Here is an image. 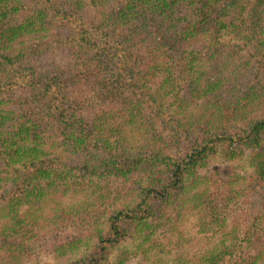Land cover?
<instances>
[{"label":"trees","instance_id":"obj_1","mask_svg":"<svg viewBox=\"0 0 264 264\" xmlns=\"http://www.w3.org/2000/svg\"><path fill=\"white\" fill-rule=\"evenodd\" d=\"M38 242L63 264H264V0H0V264Z\"/></svg>","mask_w":264,"mask_h":264},{"label":"rangeland","instance_id":"obj_2","mask_svg":"<svg viewBox=\"0 0 264 264\" xmlns=\"http://www.w3.org/2000/svg\"><path fill=\"white\" fill-rule=\"evenodd\" d=\"M200 44V43H198ZM259 109H253L252 111H256ZM250 115V114H249ZM123 124V123H122ZM124 125V124H123ZM120 125L116 124V130H118V133L113 129L114 132L110 133V136L114 137V138H119L120 141L125 140V139H129V134L126 131L125 127H121L119 128ZM153 128V127H152ZM132 130V129H131ZM133 131V130H132ZM152 132V138L157 142V143H161L162 142V138L161 136L163 135V133L161 131H159L158 127L155 128V130H151ZM125 133L127 136H125ZM129 136V137H128ZM238 162V160H237ZM236 162V163H237ZM234 167V166H233ZM232 167V161L229 159H218L213 161L210 165H209V169H217L218 171H220L221 173H229L233 170ZM74 202L76 201H81L83 203H85L88 200V194L87 192H83L81 193L79 196L75 197V199H73ZM52 207L50 206H45L42 209H32L28 212V220L32 221V220H40L43 219L45 215H47ZM89 219L88 216H84L82 218L81 222L79 221V223L77 225L72 226V228H62L58 230V234L57 236H44L42 238V241L45 242H50V241H59L61 238H64L65 240H67L68 238L71 237L72 235H76V234H80L81 232H76L74 230V228L76 226H87L89 222H86ZM16 221H13L12 223H15ZM185 223L187 224L188 229V244H190V242H192L195 238V231L194 228L192 226L189 225V223L187 221H185ZM38 225V224H36ZM14 231H19L16 232L17 238L16 240L19 241V239L21 238L22 233L25 234L27 232V229L25 228L24 223L19 224V226L15 227L13 229ZM22 232V233H21ZM140 233V231H139ZM31 240V239H30ZM23 242H25V239L21 240ZM32 241V240H31ZM34 244V243H33ZM187 244V245H188ZM35 246V245H34ZM34 255H35V259H31L28 264H37L39 263H45V264H63L64 263V256L62 257L61 255L58 256L56 253H54L53 251H49L47 249H45L42 245L41 242L37 243L36 248L34 249Z\"/></svg>","mask_w":264,"mask_h":264}]
</instances>
